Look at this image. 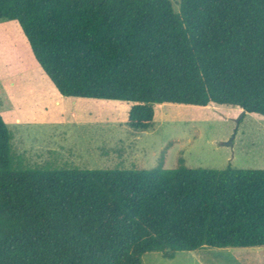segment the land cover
Wrapping results in <instances>:
<instances>
[{
    "label": "trees",
    "instance_id": "obj_1",
    "mask_svg": "<svg viewBox=\"0 0 264 264\" xmlns=\"http://www.w3.org/2000/svg\"><path fill=\"white\" fill-rule=\"evenodd\" d=\"M70 98L239 109L264 118V0H0ZM0 114V264H141L148 252L264 247V169L15 167Z\"/></svg>",
    "mask_w": 264,
    "mask_h": 264
},
{
    "label": "rangeland",
    "instance_id": "obj_2",
    "mask_svg": "<svg viewBox=\"0 0 264 264\" xmlns=\"http://www.w3.org/2000/svg\"><path fill=\"white\" fill-rule=\"evenodd\" d=\"M175 12L180 0H169ZM128 105L60 95L15 21L0 20V114L15 167L51 170L264 169V118L236 108L155 105L152 127L126 126ZM231 141V145H224ZM141 264H264V247L209 248Z\"/></svg>",
    "mask_w": 264,
    "mask_h": 264
},
{
    "label": "water",
    "instance_id": "obj_3",
    "mask_svg": "<svg viewBox=\"0 0 264 264\" xmlns=\"http://www.w3.org/2000/svg\"><path fill=\"white\" fill-rule=\"evenodd\" d=\"M243 114V112H242ZM224 145H231V141L226 142Z\"/></svg>",
    "mask_w": 264,
    "mask_h": 264
}]
</instances>
